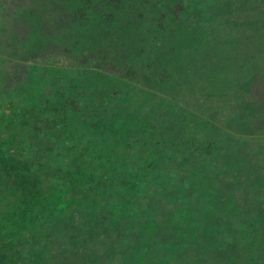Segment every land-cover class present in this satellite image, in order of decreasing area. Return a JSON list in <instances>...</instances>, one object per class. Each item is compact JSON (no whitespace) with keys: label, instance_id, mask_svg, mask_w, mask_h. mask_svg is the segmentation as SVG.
<instances>
[{"label":"rangeland","instance_id":"374dc122","mask_svg":"<svg viewBox=\"0 0 264 264\" xmlns=\"http://www.w3.org/2000/svg\"><path fill=\"white\" fill-rule=\"evenodd\" d=\"M29 1L0 0V264H264V0H163V24L179 23L166 36L148 22L147 69L84 27L127 1L56 0L64 14L44 46L26 34L8 43L10 15ZM76 7L93 13L75 20ZM145 10L130 12L135 27ZM65 40L78 51L62 55ZM80 68L109 97L99 130L70 132L41 100V79L69 70L74 81ZM72 158L81 175L66 170Z\"/></svg>","mask_w":264,"mask_h":264},{"label":"trees","instance_id":"16d2710c","mask_svg":"<svg viewBox=\"0 0 264 264\" xmlns=\"http://www.w3.org/2000/svg\"><path fill=\"white\" fill-rule=\"evenodd\" d=\"M55 1L56 0H32V2L29 1L28 4H22V2H19L20 6L22 5L21 8L15 10L13 15L12 14L10 15V16H12L10 19H14V22H12L11 25L3 33L6 41L8 43H9V41H13L14 43H17L19 41V39L26 34L30 37L29 40H36V41H38V44H40V45L43 44V46H44V42L41 41V40L45 39L44 38L45 35L43 34V32L46 31V29H48V27H50L51 25H54L57 22V19L63 13V9L65 7L64 4L62 7L58 6V4H56L57 2L55 3ZM125 1H127V3H123V1H120L121 3L124 4V6H121L123 8L116 12L117 15L115 16V18L112 21H110V23H109V21H106V19H104L102 22L100 21L101 24L93 23L94 24L93 26H90V24H85L84 27H86L88 31L96 30L95 32L102 34L104 36L105 41H106L105 43H107L108 46L111 45L109 47H111V49H112L111 52L113 53L114 56L124 54V57L126 59L125 61L126 62L129 61V65H130V62L134 61L135 58H133V57H136L138 62L141 61V63H140L141 65L139 67H141V69H147L149 66V64H148L149 62H151V65L155 63L154 62L155 60H153V58H152L153 56H151V52L149 49H148L149 51L147 50L146 52H144V54L142 53V51H145V47L149 46L148 39L146 40V38H149L148 37L149 32L147 34H146V32L149 31L150 25H152V24L155 25L151 28V30H153L155 33H157V35H160V34L165 35L166 33H164V30H169L171 26H175V28H177L176 24L179 23V21H176L174 19H170V20H174L173 22H169V23H171V25L163 24V21H162L163 15L160 14V12L155 11V10L159 11L161 8H164L163 3H162V2H164L163 0L160 2L154 1L153 3L151 2V4H150L149 0H125ZM142 6H143V8L146 9L145 11H143L144 17L142 15V13H143L142 12L140 15H138L136 17L138 24L137 25L135 24L138 29L140 28L141 33L139 32L137 34V31H136V32H134V35H132V36H131V34L127 35L126 31L129 28H127L126 24L130 23L131 25H133V22L131 23V21L129 20L130 12L132 13L135 10V8L141 9ZM53 7L55 9H57V11L59 13L58 15L54 14V8ZM155 7H157V8H155ZM164 9H166V8H164ZM86 10H87V8L86 9H84V8L80 9V8L76 7V9H72L70 11V13H68V16L73 17V19H75V20H79V19L86 20V13L88 15L93 13L92 11L87 12ZM151 11L153 13H151ZM150 13L154 14L153 17H156V18L154 20H148L147 21V18H150V19L152 18V15H150ZM25 16L30 17V20L32 21L31 27H33V29H34L33 32H35V35H36L35 38L33 37L34 35L31 37L30 36L31 34H27V33H29L28 28H25V30H27V32L24 31V29H23L24 23L22 21L23 20L22 18H24ZM42 20H43V22H42ZM149 21L152 22V24L148 23ZM175 28H173V29H175ZM143 32H145V35L143 34ZM76 33L78 35V30L76 31ZM76 33L74 35H76ZM10 36H13V37H10ZM127 36H130V37H127ZM166 36H167V34H166ZM161 37H163V36H160V38ZM144 39H145V41H144ZM162 40L164 41L163 38H162ZM71 41H73V40H71ZM115 43H119V45H121V46H115ZM77 45L78 44L76 42H70V41L65 40V46H64V48H62L63 50L62 49L60 50L61 54L64 55V52H66V51L67 52H72V51L77 52L78 50L73 49L74 47L76 48ZM24 47H26V46L24 45ZM117 47L119 50H117ZM120 47H121V49H120ZM106 48H107V46H105V45L102 47L103 50H105ZM102 49L100 51H102ZM36 51L38 52V51H40V49H38ZM48 51H49L48 53L50 54L49 56H51L52 50H48ZM98 56H100V57H97L98 60L104 59V55L98 54ZM38 60L39 59L29 58V59H26V62H30L29 64H31V65L34 64L35 66H39L42 68L47 67V66L51 67V68H44L46 70H49V69L54 70V68L55 69H56V67L58 68V66H56V65H58V63H56V62H48L46 60L43 62L42 61L40 62ZM98 60H96V63H99ZM93 63H95V62H93ZM157 63L159 64V69L162 70V69H165L164 68L165 63H168V62L165 61L164 63L163 62H157ZM129 68H133V66H129ZM60 69H63V68H60ZM80 69L83 71L80 70L76 73L74 72L76 75V76L74 75L75 76L74 81L72 80L73 78L69 79L71 77L69 75L73 74L69 70H67V73L65 72V70H63L64 73L62 75L59 74V76L56 78L57 80L55 79L54 81H47V80L41 79V82L43 84L47 85V87L49 88L48 90H50L49 95L47 93H45V91L43 92V95H42L43 98H41V100L43 103H45V102L50 103L51 104L50 106H52L51 108H47V110L45 108V113L54 115L53 116V117H55L54 119L62 118V120H63L61 122L62 126L65 125L64 123L71 124L70 126H71L72 130H70V132H73L72 123H73V125H76V127L78 126L77 129H79V130H77V131H83L86 129L87 124L91 121H93V124L96 123V124H94V126L97 128V130H99L101 127V119L104 117H103V114L101 113V110H99V112H98V109H100L103 106V104H105L107 102V99L109 97H107V92H102V91H100V89H94L93 88L92 90H89L90 88L88 86H86L87 80H85V76H86V74H85L86 72L84 71L85 69H83V68H80ZM87 71H88V73L92 72V68L90 70L88 68ZM80 74H82V75H80ZM38 76L40 77L41 75H38ZM139 77H141V76H139ZM146 77L144 76L143 78L146 79ZM143 78H140V79L138 78L136 80H131V81L138 83V82H141L143 80ZM70 80L74 84H72V82ZM106 84H107V82L105 83V85ZM16 85H17L16 89L18 91V88H20V86H21V81H19ZM71 85H74L75 87H73ZM4 89L6 90V87L4 86V88H3V86H2L1 93L4 92ZM59 91H63V93L65 91H69L68 92L69 94L57 95V93H59ZM10 92H12V91H10ZM12 93H15V91ZM97 99H98V102H97V104H95ZM46 105L47 104H45V106ZM65 120H67L68 122H65ZM102 121L104 123L105 119ZM62 128L63 127H61V129ZM79 134H80L79 136L83 135L81 133H79ZM100 144H102V143H100ZM78 145H79V147L84 146V142H82V139H78V143H77L76 147ZM99 151H100V149H99ZM80 153L81 152H78L77 154H80ZM80 155L82 156V154H80ZM73 159L74 158H72V159H70V161H68V163L70 165L68 166V169H66V170L69 171L72 175L77 176V174L79 172L83 173L82 172L83 169L80 165H78V164L75 165L74 163H72ZM78 175H81V174H78ZM90 177H92V174L85 176L84 180L82 179L85 182V184L87 183L88 180H90L89 179ZM45 195L46 194H43V196H45ZM60 203H64V202H62V200H61ZM16 208L19 209V207H16ZM16 208H15V211L18 212V210ZM17 229L20 231H23L21 228H17Z\"/></svg>","mask_w":264,"mask_h":264}]
</instances>
